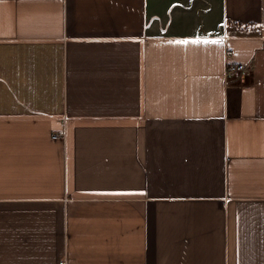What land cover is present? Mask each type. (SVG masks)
Instances as JSON below:
<instances>
[{
    "label": "crops",
    "instance_id": "obj_1",
    "mask_svg": "<svg viewBox=\"0 0 264 264\" xmlns=\"http://www.w3.org/2000/svg\"><path fill=\"white\" fill-rule=\"evenodd\" d=\"M0 264H264V0H0Z\"/></svg>",
    "mask_w": 264,
    "mask_h": 264
},
{
    "label": "built area",
    "instance_id": "obj_2",
    "mask_svg": "<svg viewBox=\"0 0 264 264\" xmlns=\"http://www.w3.org/2000/svg\"><path fill=\"white\" fill-rule=\"evenodd\" d=\"M251 71H252L251 64H236L233 66H228L224 74L226 84L230 83L231 79H236V78H238L239 81L244 82L245 76L248 75ZM62 136H64V132L62 130L55 132L53 135V137L55 138Z\"/></svg>",
    "mask_w": 264,
    "mask_h": 264
}]
</instances>
